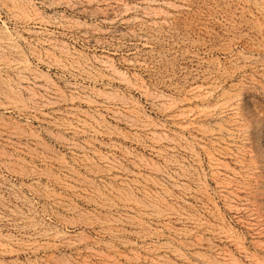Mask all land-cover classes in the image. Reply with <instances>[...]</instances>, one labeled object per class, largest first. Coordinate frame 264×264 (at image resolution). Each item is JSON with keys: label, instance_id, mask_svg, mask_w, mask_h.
Segmentation results:
<instances>
[{"label": "rangeland", "instance_id": "1", "mask_svg": "<svg viewBox=\"0 0 264 264\" xmlns=\"http://www.w3.org/2000/svg\"><path fill=\"white\" fill-rule=\"evenodd\" d=\"M0 264H264V0H0Z\"/></svg>", "mask_w": 264, "mask_h": 264}]
</instances>
